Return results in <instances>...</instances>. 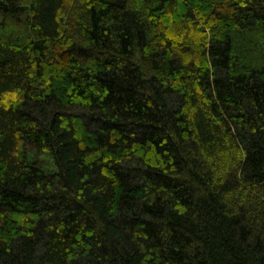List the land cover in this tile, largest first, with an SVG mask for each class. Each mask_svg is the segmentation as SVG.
<instances>
[{
    "label": "trees",
    "instance_id": "trees-1",
    "mask_svg": "<svg viewBox=\"0 0 264 264\" xmlns=\"http://www.w3.org/2000/svg\"><path fill=\"white\" fill-rule=\"evenodd\" d=\"M0 264H264V0H0Z\"/></svg>",
    "mask_w": 264,
    "mask_h": 264
},
{
    "label": "rangeland",
    "instance_id": "rangeland-1",
    "mask_svg": "<svg viewBox=\"0 0 264 264\" xmlns=\"http://www.w3.org/2000/svg\"><path fill=\"white\" fill-rule=\"evenodd\" d=\"M39 163L40 166H42L44 169L48 170V171H57V166L54 163V161L50 160V158L48 156H44L42 158H37L36 159Z\"/></svg>",
    "mask_w": 264,
    "mask_h": 264
}]
</instances>
